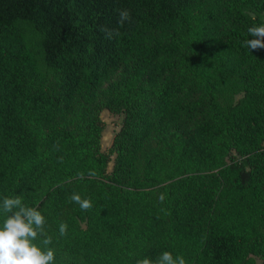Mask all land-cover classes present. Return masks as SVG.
<instances>
[{
	"label": "trees",
	"instance_id": "obj_1",
	"mask_svg": "<svg viewBox=\"0 0 264 264\" xmlns=\"http://www.w3.org/2000/svg\"><path fill=\"white\" fill-rule=\"evenodd\" d=\"M260 24L264 0H0V201L38 207L54 264H264Z\"/></svg>",
	"mask_w": 264,
	"mask_h": 264
},
{
	"label": "clouds",
	"instance_id": "obj_2",
	"mask_svg": "<svg viewBox=\"0 0 264 264\" xmlns=\"http://www.w3.org/2000/svg\"><path fill=\"white\" fill-rule=\"evenodd\" d=\"M118 24L122 27L126 21L131 20L128 9L118 10ZM111 38L114 30L101 29ZM119 35V32H115ZM248 35L252 39L243 41V46L250 50L264 49V24L254 25L248 28ZM71 200L79 204L82 210L92 207L90 199H82L74 193ZM163 200V196H161ZM0 212L4 214L2 226H0V264H54L55 252L47 247L52 243V238L44 231L45 217L38 207L28 206L21 196H5L0 201ZM67 224L61 223L59 233L66 235ZM43 237L40 245L36 243ZM136 264H186L183 256H173L165 251L155 260L143 258Z\"/></svg>",
	"mask_w": 264,
	"mask_h": 264
},
{
	"label": "rangeland",
	"instance_id": "obj_3",
	"mask_svg": "<svg viewBox=\"0 0 264 264\" xmlns=\"http://www.w3.org/2000/svg\"><path fill=\"white\" fill-rule=\"evenodd\" d=\"M101 119L105 123V127L102 133V139H101V146L102 151L105 153H109V148L111 146L113 137L115 133L119 130L122 116L118 115H112L108 111H103L101 113ZM113 159L114 155H111V161L108 164V171L112 170L113 166ZM256 264H260V262L257 260Z\"/></svg>",
	"mask_w": 264,
	"mask_h": 264
}]
</instances>
